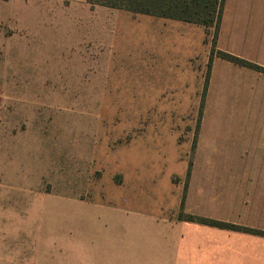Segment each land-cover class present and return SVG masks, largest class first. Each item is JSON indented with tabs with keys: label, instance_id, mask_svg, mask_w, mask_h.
Instances as JSON below:
<instances>
[{
	"label": "rangeland",
	"instance_id": "obj_1",
	"mask_svg": "<svg viewBox=\"0 0 264 264\" xmlns=\"http://www.w3.org/2000/svg\"><path fill=\"white\" fill-rule=\"evenodd\" d=\"M106 10L0 0V243L118 244L122 209L134 224L180 155L255 146L264 100L218 51L264 62V44Z\"/></svg>",
	"mask_w": 264,
	"mask_h": 264
},
{
	"label": "crops",
	"instance_id": "obj_2",
	"mask_svg": "<svg viewBox=\"0 0 264 264\" xmlns=\"http://www.w3.org/2000/svg\"><path fill=\"white\" fill-rule=\"evenodd\" d=\"M98 8V21L111 17L106 9L115 10L112 16L119 21L126 19L127 13H134L88 4L90 11ZM164 19L167 22L200 26L205 32L212 28ZM225 19L229 20L233 43L264 44V0H224L218 33ZM158 22L160 25L161 21ZM167 22L162 24L167 25L168 32L176 29V23ZM253 60L264 64L262 60ZM248 72L258 97L263 101L264 74L251 69ZM254 124L255 146L235 149L195 148L185 153H191L189 166L180 155L179 165L169 172V175L178 178L177 182L170 181L168 191H160L154 199H136L141 202V206L135 209L137 221L134 224L129 215L133 208L129 206L122 209L125 214L119 227L120 243H0V264H264L263 234L178 218L182 211L183 214L264 232L262 111L257 112ZM183 179L186 180L184 187L181 186Z\"/></svg>",
	"mask_w": 264,
	"mask_h": 264
},
{
	"label": "trees",
	"instance_id": "obj_3",
	"mask_svg": "<svg viewBox=\"0 0 264 264\" xmlns=\"http://www.w3.org/2000/svg\"><path fill=\"white\" fill-rule=\"evenodd\" d=\"M86 2L93 6H107L134 13L159 16L212 27L214 31L213 40L218 33L224 4V0H86ZM213 51L214 48L211 49V54ZM218 53L224 59L264 73V67L256 63L226 52L218 51ZM178 218L229 229H242L264 235L262 231L241 228L235 224L225 223L211 218L183 214L182 211L179 212Z\"/></svg>",
	"mask_w": 264,
	"mask_h": 264
}]
</instances>
